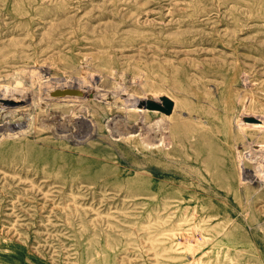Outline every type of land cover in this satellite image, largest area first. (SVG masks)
I'll use <instances>...</instances> for the list:
<instances>
[{"label":"rangeland","instance_id":"rangeland-1","mask_svg":"<svg viewBox=\"0 0 264 264\" xmlns=\"http://www.w3.org/2000/svg\"><path fill=\"white\" fill-rule=\"evenodd\" d=\"M0 94V264H264V0H0Z\"/></svg>","mask_w":264,"mask_h":264},{"label":"water","instance_id":"water-1","mask_svg":"<svg viewBox=\"0 0 264 264\" xmlns=\"http://www.w3.org/2000/svg\"><path fill=\"white\" fill-rule=\"evenodd\" d=\"M54 95H59V96H64V95H68V96H78V97H84L83 95L77 94L74 91H65L63 93L61 92H55ZM159 101L161 102L156 103L154 101H146L141 103V107H144L145 109L149 110V111H157L162 113L165 116H169L172 113L173 110V102L168 99L167 97H161L159 99ZM249 122L251 123H259V121L257 120H250Z\"/></svg>","mask_w":264,"mask_h":264},{"label":"bare ground","instance_id":"bare-ground-1","mask_svg":"<svg viewBox=\"0 0 264 264\" xmlns=\"http://www.w3.org/2000/svg\"><path fill=\"white\" fill-rule=\"evenodd\" d=\"M1 95V94H0ZM26 95V94H25ZM25 99L23 98H21V99H17V101L19 102V103H21L20 105H23L24 103L26 104V102H24V103H22L23 101H24ZM20 110H22L24 113H27V112H29L30 110H29V108H27L26 107V105H25V107H23V108H21ZM22 113V112H21ZM26 114H20V116H25ZM19 116V117H20ZM24 118H26V117H24ZM15 119V118H14ZM23 119V118H22ZM11 121V120H10ZM16 121V120H15ZM258 124V123H257ZM259 124H264L263 122H259Z\"/></svg>","mask_w":264,"mask_h":264}]
</instances>
